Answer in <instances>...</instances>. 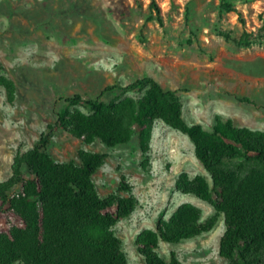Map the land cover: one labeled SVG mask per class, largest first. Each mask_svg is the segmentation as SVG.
I'll return each instance as SVG.
<instances>
[{"label":"rangeland","instance_id":"obj_1","mask_svg":"<svg viewBox=\"0 0 264 264\" xmlns=\"http://www.w3.org/2000/svg\"><path fill=\"white\" fill-rule=\"evenodd\" d=\"M226 1L232 10L221 0H0V78L14 86L9 98L0 84V181L12 174L16 153L32 148L54 124L66 98H96L107 85L125 86L143 76L183 90L188 123L211 130L220 115L264 130V0ZM244 33L250 43H240ZM120 93L114 89L102 99ZM78 108L87 111L83 104ZM48 151L59 162H79L80 151L106 154L93 175L101 197L128 195L118 189L125 175L137 204L114 230L129 264H145L135 244L138 234L154 229L160 212L168 217L184 202L201 208L203 220L214 217V225L176 244L161 241L159 253L168 257L173 250L184 264H228L219 254L223 214L175 187L181 172L210 180L186 134L155 120L145 154L136 134L109 146L86 144L57 129Z\"/></svg>","mask_w":264,"mask_h":264},{"label":"trees","instance_id":"obj_2","mask_svg":"<svg viewBox=\"0 0 264 264\" xmlns=\"http://www.w3.org/2000/svg\"><path fill=\"white\" fill-rule=\"evenodd\" d=\"M221 6L232 10L226 0ZM241 42L250 43L247 33ZM0 84L12 98L13 83L0 78ZM114 89L120 90L118 97L102 99ZM138 91H143L138 98L123 96ZM181 91L143 76L125 86L107 85L96 98L83 99L80 94L66 98L67 106L57 113L54 124L32 148L16 153L12 174L0 181V264H129L114 230L137 204L125 175L120 176L118 189L128 195L101 197L93 175L106 154L80 151L79 162H59L48 148L61 129L86 144L99 140L109 146L127 143L136 134L146 154L155 120L189 137L210 176L208 180L181 172L175 187L223 214L220 256L228 264H264V130L236 125L220 115H215L211 130L188 123L182 115ZM240 100L255 104L249 97ZM80 104L87 111L78 108ZM214 220H203L201 208L184 202L168 217L160 212L155 228L138 234L137 251L145 264H184L173 250L168 257L161 255L160 242L176 244L208 232Z\"/></svg>","mask_w":264,"mask_h":264}]
</instances>
